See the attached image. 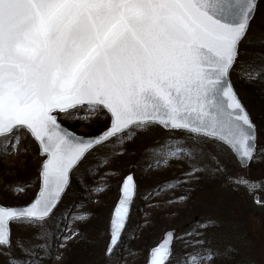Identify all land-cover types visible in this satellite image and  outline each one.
<instances>
[{
    "label": "snow or ice",
    "instance_id": "6c2138e0",
    "mask_svg": "<svg viewBox=\"0 0 264 264\" xmlns=\"http://www.w3.org/2000/svg\"><path fill=\"white\" fill-rule=\"evenodd\" d=\"M257 8L258 0H0V140L5 141L0 154L18 153L30 136L41 181L30 204L0 206L5 264H42L47 246L20 237L13 241L10 225L35 229L34 238L43 239L41 230L71 186L73 173L111 139L123 144L156 128L181 132L163 142L161 148L174 150L156 166L183 158L190 175L218 176L225 154L242 166L256 159L255 125L229 77L242 44L264 43V24L256 27ZM245 69L252 73L250 82L264 76V65L241 62ZM98 116L108 125L89 138L77 137L59 122ZM85 170L91 174L92 166ZM129 182L134 188L131 174L121 185L104 262L116 252L126 227ZM171 243L164 240L151 248L147 264H167ZM236 255L231 244L209 246L203 254L179 258L178 264H234Z\"/></svg>",
    "mask_w": 264,
    "mask_h": 264
},
{
    "label": "rangeland",
    "instance_id": "374dc122",
    "mask_svg": "<svg viewBox=\"0 0 264 264\" xmlns=\"http://www.w3.org/2000/svg\"><path fill=\"white\" fill-rule=\"evenodd\" d=\"M262 24H264V0H258L256 27L259 28ZM244 76L248 77L249 75L244 73ZM104 120L98 116L90 121H71L82 123L77 132H74L87 136L91 127ZM173 135L182 136L183 133L173 134L156 128L143 134H137L131 141L123 144H121L119 138L114 139V141H111V139L108 141L107 147L97 148L88 155L85 163L81 165L82 169L97 154L102 152L114 153L112 159L103 163L92 177V208L90 209L98 208L99 214L96 216L94 212L86 208L72 211L64 217L65 221L56 237L58 238L56 239V255L51 264L67 263L66 251L72 243L84 237L78 229V225H85L92 218L95 219L93 222L95 223L94 231L90 232L91 234L87 235L86 238L91 244L90 247L94 256L85 259L83 264H145L149 248L155 245L161 239L164 231L168 229L175 230L174 246L175 244L182 246L185 253L200 252L194 249L196 235L203 232L204 223L209 219L215 220L217 225L224 227V229L218 230L217 233L232 237L235 243H240V245H237V249L241 261L264 264V240L261 233V215L264 212V184L261 179H264V168L258 166L250 169L241 168L233 155L225 154L222 157V163L224 170L229 169L231 171H229L230 175L228 176L230 179L228 181L223 178L217 179L216 184L219 187H216V191L218 194H212V185H209L210 183L208 184L207 181L211 180L213 176L205 172L203 173V179H200L202 173L188 174V165L183 158L172 159L167 164L161 163L156 166L157 161L162 159L166 151L174 150V146L166 149L161 148L163 142ZM26 146L29 150H34L36 146L30 136L28 139L22 140L19 146L21 151L18 153H11L10 151V154L3 155L0 186L3 185V177L10 179V177L15 176L16 169L24 167L28 159L26 156L27 151H24ZM29 156L32 158V164L36 169L34 170V179H31L25 185L19 181L11 180L3 187L4 189H23L22 192L11 190L15 199L31 197L32 192L34 197L38 189L40 158L34 155ZM37 163L38 167L36 168ZM150 165L152 167L149 170ZM109 167L114 170H110ZM128 172H132L135 179L136 172L140 173V183L136 180L137 193L131 207L129 219L133 206H138L139 210L135 215V219L142 222L143 227L141 230L134 232L132 244L123 241V235L129 224L128 219L116 252L109 261L104 262L102 252L109 237L107 228L110 211L118 197L119 183ZM200 180H203L202 184ZM250 185L253 186L251 190ZM200 186L202 187L201 190L197 188ZM195 208L196 211L194 212L193 209L195 210ZM59 209L58 205L43 229H48L55 222V213ZM190 209L191 212H187ZM76 216H81L82 219L76 221L73 219ZM13 224L10 225V228ZM196 227L198 228L196 229ZM17 229L19 235L24 234L25 231L33 233L36 231L35 229H25L23 226H17ZM73 231L77 233L75 236H72ZM19 235L18 237H20ZM65 236L70 237V239L65 241ZM148 236L151 239L149 246L146 245ZM189 247L192 249L190 250ZM197 264H214V261L199 260Z\"/></svg>",
    "mask_w": 264,
    "mask_h": 264
},
{
    "label": "trees",
    "instance_id": "16d2710c",
    "mask_svg": "<svg viewBox=\"0 0 264 264\" xmlns=\"http://www.w3.org/2000/svg\"><path fill=\"white\" fill-rule=\"evenodd\" d=\"M245 44V46H243ZM244 44H242L241 47V56L240 60L237 61L235 67H233L230 78L232 81V84L237 91L240 99L242 100L243 104L245 105L248 113L250 114V117L252 121L256 125L257 130V147H256V159L252 161V163L247 167V169H250L252 167L258 166L261 168H264V76H261L258 80H255L254 82H250V77L252 73L247 71L246 69L241 71V62H248V63H258L261 65H264V43H261L256 40L246 41ZM245 47V48H244ZM244 73L248 74V77L244 76ZM243 77V78H241ZM63 125H65L67 128H69L72 131L77 132L78 127L82 124L78 121H71V120H61L60 121ZM108 125V121L105 119L102 122L97 123L95 126L91 127L90 131L87 133L88 136L98 134L100 131H102L104 128H106ZM111 141H114L112 139ZM5 141L0 140V146L3 145ZM110 152H102L97 154L93 157V159L90 161L88 165L92 166L91 174L89 171H86L85 168L82 169V164L80 167L73 173L72 175V183L71 186L67 189L63 196V200H61V203L59 204V210L56 211L55 215V222L48 227V229H42L43 233V239L36 240L34 238V233L30 231L23 230L24 234L18 233V229L16 224L14 223L11 227L12 231V240L15 241L18 235L21 239L25 240L26 242H31L33 244L40 243L45 244L47 246V255H45V258L42 260V264H51L54 256L56 255V237L58 233L60 232V227L65 221L66 214H69L72 211L82 210V209H89L96 216L99 214V209H90L91 207V186H92V177L93 174L98 168L103 164L100 157L109 154ZM114 153H111L109 156V159H112ZM29 155H34L37 157V149L36 146L34 147V150H27L26 156H27V162L24 164V167L22 169H16V174L14 177H10V179L3 177V185L0 186V203L3 205H22L25 203H28L32 197H26L24 199H15V197L12 194V189H4V184L9 183L11 180H15L16 182H21L24 185L28 184L31 179H34V173L36 170L32 164V158ZM231 156V155H230ZM3 158V155L0 154V173L2 171L3 165L1 164V160ZM127 158V157H125ZM37 159V158H36ZM108 159V160H109ZM87 165V164H86ZM97 165H100L97 167ZM38 167V163L36 165V168ZM110 170H114L109 167ZM229 169H225L223 172H221L218 176L212 177L211 180L207 181L209 185H212V194H218L216 191V187L219 186L216 184L217 179L223 178L225 181L229 180L228 177L230 174ZM121 175V173H119ZM139 172H136L135 177L138 183H140V176ZM36 177V175H35ZM200 179H203V173L202 176H200ZM201 184L203 183V180H200ZM261 182L264 184V179H261ZM198 189H202V187H197ZM138 206H133L131 216L129 219V224L127 225V229L123 235V241H128L129 244H132V240L134 238L133 234L136 231H139L143 227V223L139 220L135 219V215L138 212ZM193 211H196L193 209ZM187 212H191L187 211ZM96 218V217H95ZM95 219H91V221L85 223V225H78V229L82 232L84 237L72 243L68 250L66 251L67 254V263L66 264H83L85 259H89L90 256H94L93 250L91 249L89 244V240H87V235L91 234L90 232L94 231L95 223H93ZM209 221L214 222L215 226H208L205 227L202 233H197L196 235V243L194 244V249L200 251L201 253L204 252V249L212 246H223L224 244H231L238 253L235 257L234 264H241V259L238 251V246L240 243H235L234 238L227 237L226 235H223L222 233H217L218 230L224 229L223 226L217 225L215 223V220H207L204 225H208ZM261 225H262V239L264 240V212L261 215ZM198 227H196L197 229ZM25 235V236H24ZM157 235V234H156ZM133 237V238H132ZM225 238V239H224ZM146 245L149 246L151 243V239H149V236L146 238ZM153 243V242H152ZM201 244L204 245L203 248H201ZM185 248H187L185 246ZM191 250L192 248L189 247ZM95 251V249H94ZM92 254V255H91ZM188 253L184 252V248L182 246H179L178 244L173 245V253L172 257L170 259V264H178V260L181 257L186 256ZM16 255H20V253L17 251ZM0 264H5V255L0 254ZM214 264H220V261H214Z\"/></svg>",
    "mask_w": 264,
    "mask_h": 264
},
{
    "label": "water",
    "instance_id": "95a60500",
    "mask_svg": "<svg viewBox=\"0 0 264 264\" xmlns=\"http://www.w3.org/2000/svg\"><path fill=\"white\" fill-rule=\"evenodd\" d=\"M229 80H230V84H231L232 89H233L234 92L236 93V96L238 97L240 103L243 105V107H244V109L246 110V112H247V114H248L250 120L252 121V119H251V117H250V114L248 113V111H247L245 105L243 104V102H242V100L240 99V97H239L237 91L235 90V88H234V86H233V84H232V81H231V78H230V77H229ZM59 122H60V121H59ZM60 123H61V122H60ZM252 123L255 125V123H254L253 121H252ZM61 125H62V127H63L64 129L68 130V131L71 132V133H74L77 137L89 138V137H93V136H96V135H97V134H95V135H91V136L79 135V134L75 133L74 131L68 129V128H67L66 126H64L62 123H61ZM255 129H256V125H255ZM104 130H105V129H104ZM104 130H103V131H104ZM103 131H101V132H103ZM101 132H100V133H101ZM98 134H99V133H98ZM256 138H257V132H256ZM234 157H235V156H234ZM235 159H236V158H235ZM236 161H237V163L239 164V166H240L241 168H246V167H248V166L251 164V163H249L247 166H242L238 159H236ZM129 174H131V175L133 176V178H134L133 173H132V172H128V173H126V174L122 177V179H121V181H120V183H119V187H118V197H117L115 203L113 204V207H112L111 212H110L109 220H108V228H107L108 235H109V225H110V221H111V219H112V217H113V213L116 211L117 206H118V203H119V201H120V199H121V185L124 183V178H125L127 175H129ZM134 182H135L134 188L132 187V182H129V187H128V189L126 190V191H127V195L131 197V203L128 205L129 211H128V216H127V222H128V219H129V215H130V211H131V207H132L133 201H134V199H135V197H136V193H137V183H136L135 178H134ZM40 186H41V181H40V178H39V186H38L37 192H36L35 196L32 198V200H31L30 202H28V203H26V204H24V205H2V204L0 203V206H4V207H15V208H22V207H24V206L30 204V203L36 198V196H37V195L39 194V192H40ZM63 195H64V194H63ZM62 197H63V196H62ZM61 199H62V198H61ZM60 201H61V200H60ZM59 203H60V202H59ZM127 222H126V224H127ZM168 233H173L174 236H167L166 234H168ZM174 238H175V230H174V229H168V230L164 231V233L162 234L161 239H160L155 245H153L152 247H150L149 250H150L151 248L156 247L158 244L161 243V241L169 240V241H172V243H171V252H173ZM108 241H109V237H108ZM108 241H107V243H108ZM106 245H107V244H106ZM149 250H148V252H147V259H146V261H145V264H147V261H148ZM169 260H170V259H169ZM169 260L167 261V263L169 262Z\"/></svg>",
    "mask_w": 264,
    "mask_h": 264
}]
</instances>
